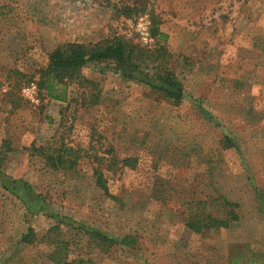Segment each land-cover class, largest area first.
<instances>
[{"label":"rangeland","instance_id":"374dc122","mask_svg":"<svg viewBox=\"0 0 264 264\" xmlns=\"http://www.w3.org/2000/svg\"><path fill=\"white\" fill-rule=\"evenodd\" d=\"M0 12L1 180L16 183L19 196L27 186L44 209L30 213L0 184V264H52L51 248L40 242L55 224L51 213L64 218L73 259L264 264V0H0ZM155 18L169 33L179 105L122 80L110 63L82 70L98 84L96 105L74 86L67 102L38 90L36 72L57 45L119 37L153 49L136 24L145 19L150 30ZM226 140L232 148L224 149ZM38 147L71 148L76 171L50 170L32 155ZM113 157L136 161L104 173L119 201L106 198L91 174ZM217 195L237 205L238 220L204 233L187 229L189 209ZM82 225L115 240L134 237L136 245L100 253ZM30 230L34 243H20Z\"/></svg>","mask_w":264,"mask_h":264},{"label":"trees","instance_id":"16d2710c","mask_svg":"<svg viewBox=\"0 0 264 264\" xmlns=\"http://www.w3.org/2000/svg\"><path fill=\"white\" fill-rule=\"evenodd\" d=\"M136 9L123 8L122 14L131 15ZM139 11V10H138ZM4 15L0 12V16ZM152 21L150 38L154 48H143L132 44L119 37L101 39L95 43L80 44L66 42L53 48L46 57L45 63L37 70V87L43 91L47 97L61 102H67L68 87L74 86L76 90H81L84 99L88 100L90 106L96 105L99 101V90L97 82L83 76L82 70L93 64L110 63L115 73L126 82H134L145 86L150 92L158 95L164 102L172 105H179L183 98V85L175 73L167 65L171 54L167 52L165 43L166 35L160 32L159 21ZM58 94V95H57ZM224 149L233 147L230 140H226ZM34 156H39L47 168L61 173H73L76 171V152L71 148L52 149L49 147L32 148ZM119 163V164H117ZM116 163L113 157L107 164L92 169L94 186L102 194L112 201L119 199L109 193L105 171L114 172L122 167L134 168L136 161L122 159ZM119 165L120 167H115ZM105 169V170H103ZM3 189L11 192L18 199L22 200L30 213H40L43 209V202L39 197L30 198L25 194L27 186L22 185L23 194L19 196L16 183L7 184L1 180ZM212 206V208H210ZM236 204H233L221 195H217L213 201H202L195 204L184 219L187 229L195 233H204L209 230L226 229L233 222L238 220L235 212ZM54 219L52 225L46 233L40 237V242L51 248L47 255V260L52 264H95L91 259H73L69 256L67 242L61 230L64 218L57 214L47 215ZM61 218V219H60ZM78 231L86 236L87 245L95 248L100 253L106 254L117 245L127 249H134L135 238L125 236L120 240H115L99 229L89 226H79ZM35 236L30 230L25 234L20 243L31 245L35 241Z\"/></svg>","mask_w":264,"mask_h":264},{"label":"built area","instance_id":"2783aa9c","mask_svg":"<svg viewBox=\"0 0 264 264\" xmlns=\"http://www.w3.org/2000/svg\"><path fill=\"white\" fill-rule=\"evenodd\" d=\"M145 20V19H144ZM140 19L139 22L136 24V31L138 32L141 41L146 44L150 40L149 36V22L146 20Z\"/></svg>","mask_w":264,"mask_h":264},{"label":"crops","instance_id":"0c3cea01","mask_svg":"<svg viewBox=\"0 0 264 264\" xmlns=\"http://www.w3.org/2000/svg\"><path fill=\"white\" fill-rule=\"evenodd\" d=\"M160 32L163 33L164 35H166V37L168 38L169 33L164 32L161 28H160Z\"/></svg>","mask_w":264,"mask_h":264}]
</instances>
